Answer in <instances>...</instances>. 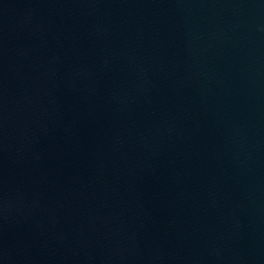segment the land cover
I'll use <instances>...</instances> for the list:
<instances>
[{"label": "water", "instance_id": "95a60500", "mask_svg": "<svg viewBox=\"0 0 264 264\" xmlns=\"http://www.w3.org/2000/svg\"><path fill=\"white\" fill-rule=\"evenodd\" d=\"M0 264H264V0H0Z\"/></svg>", "mask_w": 264, "mask_h": 264}]
</instances>
